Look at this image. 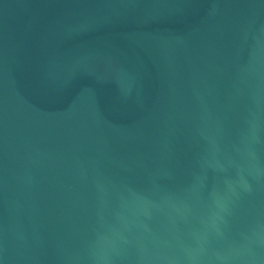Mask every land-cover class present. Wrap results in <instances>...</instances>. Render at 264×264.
Segmentation results:
<instances>
[{"label":"water","instance_id":"water-1","mask_svg":"<svg viewBox=\"0 0 264 264\" xmlns=\"http://www.w3.org/2000/svg\"><path fill=\"white\" fill-rule=\"evenodd\" d=\"M0 264H264V0H0Z\"/></svg>","mask_w":264,"mask_h":264}]
</instances>
